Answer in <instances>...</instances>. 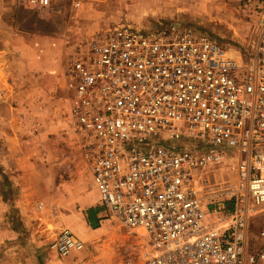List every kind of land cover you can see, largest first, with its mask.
<instances>
[{"label":"built area","instance_id":"2783aa9c","mask_svg":"<svg viewBox=\"0 0 264 264\" xmlns=\"http://www.w3.org/2000/svg\"><path fill=\"white\" fill-rule=\"evenodd\" d=\"M257 3L246 54L178 23L123 24L69 64V114L86 140L84 159L101 205L144 236L141 264L264 262V226L261 248L248 253L250 219L264 211V0ZM231 156L233 207L209 208L201 172ZM84 246L69 228L51 244L60 256Z\"/></svg>","mask_w":264,"mask_h":264},{"label":"rangeland","instance_id":"374dc122","mask_svg":"<svg viewBox=\"0 0 264 264\" xmlns=\"http://www.w3.org/2000/svg\"><path fill=\"white\" fill-rule=\"evenodd\" d=\"M2 4L15 13L0 12V19L10 21L13 33L30 34L39 55L52 42L64 80L74 56L123 24L148 28L178 23L240 55L251 50L260 16L257 0H54L47 9L33 8L27 0H0ZM1 44L7 58L21 57L18 46ZM6 98L0 94V264H141L144 236L128 230L100 203L82 153L86 140L69 114L68 93L62 89L51 109L33 108L31 98L21 107L16 95ZM236 163V156L227 157L201 172L208 180L202 194L209 208L233 207ZM89 208L98 210V228L90 225ZM263 226L261 213L251 222L249 251L261 248ZM63 228L81 235L84 249L58 255L51 244Z\"/></svg>","mask_w":264,"mask_h":264},{"label":"crops","instance_id":"0c3cea01","mask_svg":"<svg viewBox=\"0 0 264 264\" xmlns=\"http://www.w3.org/2000/svg\"><path fill=\"white\" fill-rule=\"evenodd\" d=\"M12 9L8 4H2L0 12L5 13L7 16L15 13V11L10 12ZM12 28L10 21L5 22L0 19V44L16 45L21 51V57L17 56V58L11 60L7 58L6 54L2 53L6 50L1 51L0 49V94H5V98L16 95V104L20 103L18 107H21L24 101L30 102L31 98L30 105L33 108H47L46 105H49L51 109L56 98L59 97V94H62V89L65 90V93H68L66 79L64 80L63 77V68L57 58L56 50L52 47V42L48 41L47 43L51 45H47V49L44 50L42 55H39L34 45V38L30 34H15ZM37 95H39V98H43V103L38 100ZM5 104L11 107L14 102L7 100ZM261 213H264V211L250 219L249 233L251 222ZM77 236L82 237L78 234ZM258 238L260 239V246H262L263 241L259 233ZM250 241L249 234V248ZM255 252L248 249V253ZM54 261L55 259L52 260V262ZM55 264L63 263L56 261Z\"/></svg>","mask_w":264,"mask_h":264},{"label":"trees","instance_id":"16d2710c","mask_svg":"<svg viewBox=\"0 0 264 264\" xmlns=\"http://www.w3.org/2000/svg\"><path fill=\"white\" fill-rule=\"evenodd\" d=\"M97 211L98 210L95 208H89L88 210V213H89L88 219H89V222L92 228H98L100 226L98 218L95 217Z\"/></svg>","mask_w":264,"mask_h":264}]
</instances>
